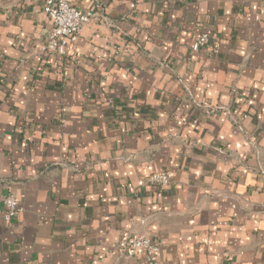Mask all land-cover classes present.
Wrapping results in <instances>:
<instances>
[{
    "label": "crops",
    "instance_id": "crops-1",
    "mask_svg": "<svg viewBox=\"0 0 264 264\" xmlns=\"http://www.w3.org/2000/svg\"><path fill=\"white\" fill-rule=\"evenodd\" d=\"M65 1L107 21L38 61L0 0V264H264V0Z\"/></svg>",
    "mask_w": 264,
    "mask_h": 264
},
{
    "label": "built area",
    "instance_id": "built-area-1",
    "mask_svg": "<svg viewBox=\"0 0 264 264\" xmlns=\"http://www.w3.org/2000/svg\"><path fill=\"white\" fill-rule=\"evenodd\" d=\"M29 1L40 6L50 23V28L36 57L38 61L47 55L62 58L65 56L68 47L79 40L87 25L90 23L104 24L107 21L101 12L76 8L65 0ZM210 43L211 38L208 34H197L191 45V50L197 53ZM214 51L216 52V49ZM146 181L150 186L164 188L170 184L171 176L165 171H159L151 174ZM3 207L2 218L5 222H10L21 211V207L12 195L3 198ZM126 245L131 251L143 250L148 256L159 250L158 246L143 234L131 237L126 241Z\"/></svg>",
    "mask_w": 264,
    "mask_h": 264
}]
</instances>
